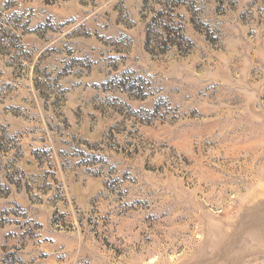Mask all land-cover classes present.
Returning a JSON list of instances; mask_svg holds the SVG:
<instances>
[{
	"label": "rangeland",
	"instance_id": "rangeland-1",
	"mask_svg": "<svg viewBox=\"0 0 264 264\" xmlns=\"http://www.w3.org/2000/svg\"><path fill=\"white\" fill-rule=\"evenodd\" d=\"M0 264H264V0H0Z\"/></svg>",
	"mask_w": 264,
	"mask_h": 264
},
{
	"label": "trees",
	"instance_id": "trees-1",
	"mask_svg": "<svg viewBox=\"0 0 264 264\" xmlns=\"http://www.w3.org/2000/svg\"><path fill=\"white\" fill-rule=\"evenodd\" d=\"M158 15H163L159 12ZM166 22V21H165ZM155 28V27H154ZM157 28V27H156ZM159 31L153 32L152 29L147 32L146 48L150 52L158 50V52H167L171 47H177L181 52H184V41L186 37L180 32L182 29L172 27L169 22L160 23ZM156 30V29H153ZM152 35H155L152 37ZM155 48H151V46ZM186 51V50H185Z\"/></svg>",
	"mask_w": 264,
	"mask_h": 264
}]
</instances>
